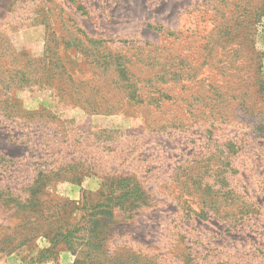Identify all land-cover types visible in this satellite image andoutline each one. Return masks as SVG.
<instances>
[{"label":"rangeland","instance_id":"rangeland-1","mask_svg":"<svg viewBox=\"0 0 264 264\" xmlns=\"http://www.w3.org/2000/svg\"><path fill=\"white\" fill-rule=\"evenodd\" d=\"M132 39L136 49L125 51ZM124 52L143 58L137 69L145 64L153 78L165 76L168 131L179 133L189 124L182 107L210 102L205 88L214 83L231 124L215 131L213 141L228 137L244 151L247 165L240 156L229 164L243 175L240 180L226 162L214 166L208 151H198L208 147L197 129L142 146L112 134L137 136L136 120L121 112L122 98L135 83L130 78L124 87L116 67L115 55ZM40 111L56 123L38 119L35 131L25 123ZM46 127L75 135L82 149L76 155L104 166L85 169L76 181L50 183L51 196L42 198L52 222L47 231L62 225L49 219L62 201L67 224L82 228L91 221L78 242L97 249L76 257L62 244L51 250L39 234L25 241L21 233L28 219L11 213L0 193V264H185L187 256L188 264H264V190L255 194L264 189V139L258 134L264 131V0H0V182L10 185L7 177L29 163L26 147L14 137L47 135L41 129ZM113 143L119 144L114 153ZM193 162L200 166L186 191L182 169ZM110 181L119 183L106 188L119 203L111 215L90 217L84 203L104 200L99 192ZM135 187L148 205L129 213ZM246 189L259 208L240 215L246 205L236 194ZM202 212L207 217L197 219Z\"/></svg>","mask_w":264,"mask_h":264},{"label":"trees","instance_id":"trees-1","mask_svg":"<svg viewBox=\"0 0 264 264\" xmlns=\"http://www.w3.org/2000/svg\"><path fill=\"white\" fill-rule=\"evenodd\" d=\"M77 10L83 11V7H77ZM59 26H62V24L60 23ZM126 43H130V46L125 51L136 49L134 44L135 41L133 39L126 41ZM125 53L127 52L115 55L116 57H114V61L116 62V67L119 69V74L123 78L122 81L124 82V87L125 83L130 82V78L132 79V83H135L132 84V90L129 95H125L124 98H122L123 104L121 105V112L122 114L129 115L132 119L134 118V120H136L133 126H135L134 132L137 136L134 137L133 134L125 130L121 132L115 131L112 132V134H119V136L125 137V140L129 139L131 142L133 140L132 144L135 146H142L145 141L151 142L155 139L163 141V139L173 138L174 134L175 136L178 134L177 138H180L181 134L189 135L191 130L197 129L203 134V138H205L202 145L208 147L207 149L199 147L198 151H208L210 161H212L214 166H221V164L226 162L227 167L233 172V175L239 177L240 180L243 175L238 173L237 170L232 169L229 164H231L233 159H236L237 156H240L242 165H247L246 159L242 158V156H244V151H242L241 148L238 149L236 145L228 139V137H219L218 141H213L214 138L218 137L217 134H215V131L222 132L231 124L229 122V117L224 116V114L228 113L227 110L224 109V104L218 103L217 101V90L214 89V83H207V88H205V92L209 95L210 102H202L204 104L199 108L193 106L191 103H186V105H184L185 107H182L185 110V113L182 116L189 121V124L182 125V127L180 125L179 127L183 129L180 130L179 133L168 131L169 128L167 123H169L170 120L166 121L164 115L171 104L168 103L169 99L167 94V90H170V88L162 86L166 84L164 81L165 76L153 78L154 72H149L148 70L145 71V64L142 65L141 69H137V63L143 62V58H137L134 54L126 55ZM138 56H141L140 52L138 53ZM156 83L159 86L155 85ZM127 85L130 87V84ZM211 98H214V100H211ZM203 99H205V96ZM38 119L46 125L56 123L55 116H52L48 112L40 111L39 113L30 115V119L26 120L25 124H28L33 130L38 131ZM22 127L27 128V125H22ZM41 129L48 132V134L40 135L38 133L33 134L25 132L14 137L16 138L15 143L26 147L24 156L29 163L24 164L20 171H14L7 177L8 181H10V185H5L4 182H0V193L4 194L5 197L7 196L6 200L9 203L7 208L11 213H21L23 218L28 219L26 226L24 227V233H21V236L25 241L31 240L39 234L40 237L46 239L51 250H53L56 245L62 244L66 250L76 255V257L79 254L89 256L90 249H97V247H95L94 244H86L85 242L79 243L78 241L81 238L78 233L85 231V226L91 223V221L89 219L84 221L85 223L82 228L76 227L77 223L74 226L67 224L66 221L63 220V213H66L64 204L62 201H58V205L56 206L57 213L55 216L53 213L49 219L52 217L58 218L62 225L59 229L47 231L49 228H47L46 225L49 224L50 226L52 222L51 220H47V217H45L44 209L46 208L44 207L42 198H48L51 196L47 193V191L52 181H76L84 176L83 172L85 169H88L91 166L99 168H104V166L99 164L96 158L90 157L85 159L82 156L78 157L76 155L77 153L75 150L78 149L82 152V149L81 145L78 144V140L75 135L69 134L67 136H62L61 134H58L57 131H51L52 127ZM258 134L261 139H264L263 130H259ZM29 136L31 137L30 140L33 141H24V143L20 142L22 138L26 139ZM112 145H114V147L111 148L112 153L117 152V146H119V144L113 143ZM122 146L118 151L122 149ZM179 148L180 147H177L175 151L179 152L181 156H184V151H180ZM131 152H133V149L128 151L127 156ZM254 152L255 151H253V153ZM188 158L189 155H187L186 160ZM139 159H144L146 161L149 160L145 159L142 155ZM110 161L112 162L111 159ZM199 166V163L193 162L189 163V165L182 169L184 179L182 182L180 181V186L184 190L188 191L190 189L189 184L194 180L193 177L195 175V171L199 170ZM179 173L180 169L175 172L176 175ZM2 180L5 179L2 178ZM114 182L116 181H110L108 186L105 184L102 185V188L104 187L105 189L104 192L101 190L99 194L104 198V200L97 201L90 205H86V203H84L83 208L92 212L90 217H95L100 214L111 215L113 207L116 206L121 199L114 197V193H107L106 188L112 190L119 185V183L113 184ZM122 182H128L129 184L132 183L125 180ZM117 188H119V186ZM182 188L181 190L183 191ZM239 190L240 188L235 189V191ZM246 190L247 192L242 194L238 192L236 194L237 197L235 196L238 198V202H242L243 206L246 205L244 209L240 210V215L249 211L255 212L259 208L255 198L249 196V191L248 189ZM262 190L264 189H259V191L255 192V194H261ZM135 194L136 199L133 200V203L130 205L131 211H129V213L148 205L146 198H144V196L141 198L144 193L143 191H140L138 187H135ZM123 195H126V193L121 194L120 197H123ZM219 206L220 205H215L217 213L220 211ZM237 208L240 207L237 206ZM202 213L197 214V219L200 217H207L204 212ZM200 214L202 215L199 216ZM82 244L88 246L89 249L86 250L82 247ZM187 259L188 256L186 257L185 264H188ZM73 264H84V262L75 260ZM156 264H162V262ZM224 264H237V261H234V263L224 261Z\"/></svg>","mask_w":264,"mask_h":264}]
</instances>
